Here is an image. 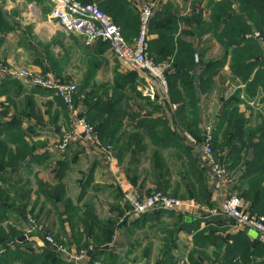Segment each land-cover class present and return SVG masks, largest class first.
Instances as JSON below:
<instances>
[{
    "label": "crops",
    "instance_id": "0c3cea01",
    "mask_svg": "<svg viewBox=\"0 0 264 264\" xmlns=\"http://www.w3.org/2000/svg\"><path fill=\"white\" fill-rule=\"evenodd\" d=\"M55 1L0 0V60L9 65L30 68L36 74L54 76L62 82L75 81L80 84L87 81L97 83L108 81L113 75V70L117 69L116 64L119 61L110 45L99 40L87 44L83 36L67 34L52 16ZM103 1L94 0V3L98 5ZM231 1L159 0L158 7L159 9L162 7L159 18L164 17L167 12L163 7L173 4L179 28L175 39L181 38L188 44L186 48L190 49L186 51L187 55L191 56L194 52L195 55L199 54L200 63L197 65L201 66V62L205 65L209 63L214 65L224 59L226 49L217 34L228 20L225 22L224 17L218 14H223L226 5L227 9L231 7ZM114 2L122 16L133 18L137 14L140 15L142 5L139 0ZM232 8L238 9V3H234ZM216 19L220 20L218 29L214 26ZM136 38H132L129 43L134 45ZM155 39H159V33L149 32V49L151 41ZM149 57L153 59L150 51ZM172 59L162 61V64L168 66L166 70L171 66ZM262 60L264 61V53ZM205 65L202 64L203 67ZM238 90L242 99L239 110L250 120V126L256 129L264 122L263 90L259 88L254 94L248 93L246 84L232 76L230 55H227L225 65L210 82L207 90L205 92L197 90L194 105L191 106L190 98L183 101V106L188 110V117L197 115L198 125L193 129L200 132L202 139L208 133L213 139V131L221 113L229 106L232 95ZM52 93L22 80L0 76V124L8 127L15 118L14 121L21 123L17 128L34 132L26 138V142L34 148L33 155L18 168L0 171V189L3 191L1 199L7 201L4 205L7 219L1 224V228L5 229L6 234L12 235L13 231H23L30 241L39 244L43 234L36 230L30 233L32 225L29 220L39 217L40 221L37 223L44 228L43 232L48 231L49 235L60 243L63 251L58 250L64 260L72 264L74 263L69 256L77 255L78 250L86 253L82 264H141L144 260L146 264H180L182 260H185L186 264H193L196 260H200L201 264H213L216 260L213 246L205 250L206 257L196 253L198 251L194 246L196 231L191 230L190 224L193 218L206 219V216L199 214L200 210L195 201H185L184 207L179 211L153 210L143 217L133 215L131 208L126 210L128 205L125 193L134 192L142 195L151 193L152 188L156 186L152 171V176L140 172L141 178L137 186H134L126 172V165L119 163L112 150L110 152L104 148L105 150L94 153V156L86 150L76 158V155H72L70 147L76 141L83 146L90 144L87 142L84 144L75 136L74 122L68 126L66 132L65 126L61 127L60 132L62 137L66 134V138L70 139L69 151L65 154V149H59L61 142L54 137L56 115L59 112L56 110ZM159 102L162 105L154 118L167 120L170 129L177 132L176 127L179 129L180 125L176 118V110L180 103H173L169 96L162 95L159 96ZM80 106L81 103L79 108ZM71 131L72 133L67 135ZM157 140L159 146L150 144L141 160L146 164H152L155 162L153 155L159 151V157L164 162L180 164L181 152L177 153L175 148L161 149L159 147L165 146L166 141L162 138ZM183 143L185 144L184 141ZM127 161L129 159L124 162ZM97 165L98 168L106 166L108 182L114 184L113 190L103 186L106 181L101 174L97 171L92 172ZM206 178L213 202L218 204L220 197L216 198V181L209 173H206ZM91 179L94 182L92 186L87 187V180ZM232 186L233 181L229 179L227 189ZM91 194L94 197L98 196L101 202L96 198L94 203L87 202ZM104 199L109 204L107 209H112L109 213V210L105 211V216L101 209ZM69 201L82 209L80 216L91 207L100 220L116 218L123 222L118 224L119 229L115 231L114 241L106 245L93 243L84 250L78 249L77 244L68 246V241L74 242L73 235H82V241L95 242L93 237L85 235L82 226L75 231L71 228L67 211ZM137 220L142 223L140 229L133 227ZM206 223L202 222L199 230L210 226H206ZM252 234V239L258 238L264 243V239L256 231ZM256 263H260V260L257 259Z\"/></svg>",
    "mask_w": 264,
    "mask_h": 264
},
{
    "label": "trees",
    "instance_id": "16d2710c",
    "mask_svg": "<svg viewBox=\"0 0 264 264\" xmlns=\"http://www.w3.org/2000/svg\"><path fill=\"white\" fill-rule=\"evenodd\" d=\"M78 1L84 4L94 2V0ZM139 1L141 5H145L152 0ZM234 3H238V9L232 8ZM98 6L111 16L115 24L121 28L128 43L132 38L139 36V14L133 18L122 16L117 10L114 0H104L99 2ZM230 6L227 9L226 5L223 14H218V16L224 17L225 22L228 20L217 34L218 39L226 49L224 59L219 60L214 65L210 63L205 65L203 62H201V66L197 65L195 52L191 56L187 55L186 51L190 49L186 48L188 44L181 38L175 39L179 28L174 16L173 4H167L166 8L163 7L167 12L161 18L159 16L162 7L160 9L158 7L151 20L150 32L159 33V39L151 41L150 56L155 59L157 64L165 60L170 61L173 58L171 66L165 73L169 83V97L173 103H180L176 110L177 121L181 128L185 127V130H192V127H196L198 117L197 115H192V119L188 117V110L186 106H183V101L185 98H190L191 106L194 105L197 90L199 92L207 90L210 82L225 65L227 55H230L232 76L246 84V91L254 94L261 88L264 92V61L262 60L264 42L260 43V40L253 35V31L259 32L264 41V0H232ZM219 24L220 20L216 19L214 25L216 29H218ZM202 64L205 66L203 67ZM128 83L130 84L128 88L121 89ZM83 84H85L84 95L75 96V106L81 103L89 109L86 115L88 122L91 124L98 122L100 137L104 136L106 141L104 144L112 149L120 164H124L125 159L129 156L126 172L134 186H137L141 178L138 169L143 164L141 157L150 147L149 142L150 144H157V139L162 138L165 139L166 145L159 148H175L177 153L181 152L180 166L182 165V170L178 174L187 181L184 185L185 191L190 193V197L199 200L196 190V186L199 185L202 198H205L206 202L209 201L211 192L204 171L200 167L199 153L193 148L186 147L182 137L170 129L166 120L153 117L142 118L136 113L131 100L142 99V97L131 79L119 75L118 84L113 88L110 101L98 98L95 91V88L98 87L97 83L93 84L89 92L85 91L89 82H83ZM78 91L77 85V94ZM160 95L157 94L156 99L158 101ZM59 99L67 107L63 100ZM92 99H96V101L92 102ZM241 103L240 90H238L230 100L229 106L221 113L216 129L213 131V152L218 162L223 165L229 164L230 171L240 172L236 190L245 203H248L249 211L252 214L264 215V122L256 129L251 127L250 120L239 110ZM151 105L154 107V112L159 111L157 104ZM104 108L109 109L107 114H105ZM127 119L131 122H127ZM14 120L15 118L8 127L0 124V171L18 168L29 156L33 155L34 148L26 142V138L34 132L17 128L21 123ZM193 132L196 133L194 135L201 144L203 139L200 132L198 130ZM220 140H222L221 143H219ZM251 149H254L253 159L248 158ZM68 151L69 146L65 148V154ZM153 157L155 162L150 166L151 169H144L142 173L149 175L152 171L157 187L160 186L168 190L171 187L170 179L173 177L174 170L165 168L164 163L166 162L159 157V151H156ZM177 185L178 190L180 184ZM2 193L3 191L0 189V237H2L0 264H72L64 260L61 252L52 244L43 241L45 242L44 247L35 248L32 247L29 238L24 241L18 240L24 235L23 231H13L12 235L6 234L5 229L1 228V224L7 219L4 214V205L7 204V201L1 199L3 198ZM176 194L181 195L178 192ZM177 195L173 196L178 197ZM195 202L197 205L199 204L197 201ZM208 206L215 208L216 203L208 202ZM67 211L73 231L82 226L85 235L95 239V242L82 241V235H73L74 242L68 241V246L77 244L78 249H81L80 247L91 243L106 245L113 241L114 233L117 230L115 220L112 223V221L107 222L98 219L91 207H88L80 216L82 209L74 206L71 201L67 203ZM144 215L139 216L143 217ZM36 219L38 222L40 221L39 217ZM193 219L190 226L191 230L196 231L194 233V246L198 249L196 253L206 257L205 250L213 246L216 256L213 264H257V259L260 260L258 264H264V243L260 242L258 238L252 239L250 228L246 227L245 230L235 233H228V229L220 232L218 228H223V226L217 224V218L212 217L209 220L210 226L199 230L204 220L201 218ZM133 227L140 229L142 227L141 221L135 223ZM45 234L50 233L45 231ZM43 238L41 236L40 239ZM55 243L60 245L56 241ZM201 263L200 260L193 261V264Z\"/></svg>",
    "mask_w": 264,
    "mask_h": 264
},
{
    "label": "built area",
    "instance_id": "2783aa9c",
    "mask_svg": "<svg viewBox=\"0 0 264 264\" xmlns=\"http://www.w3.org/2000/svg\"><path fill=\"white\" fill-rule=\"evenodd\" d=\"M55 2L52 16L61 24L67 34L83 36L87 44H92L98 40L108 43L121 62L142 75L148 84L142 90L146 97L156 99L158 93L164 97L169 96L165 74L168 66L162 63L157 64L149 57L150 23L158 8L159 0H152L141 6L140 32L134 45L127 42L121 28L96 3L84 4L78 0H56ZM254 36L264 42L260 33L255 32ZM0 76L22 80L33 86L56 93L70 109L74 110L77 93V84L74 82H62L54 76L36 74L27 68L9 65L1 60ZM179 129L182 130L181 133L186 139L187 146L193 148L205 160L219 191L225 193L222 194L218 207L211 214L232 219L238 224L256 231L264 239V215L252 214L241 197L226 193V186L229 183L228 169L216 160L210 144L212 139L210 133L200 144L194 137L183 131V128L179 127ZM74 132L79 139L101 146L95 137L94 127L85 118L74 119ZM69 140L66 138L59 149L64 150L68 146ZM125 199L131 207V213L136 216L153 210L179 211L186 203L184 200L166 194L162 190H153L145 195L134 192L125 193ZM29 220L32 225L30 233L33 230L42 233L43 241L63 251L62 247L55 243L53 236L43 232L44 228L37 223L36 219L30 218ZM85 254V251H81L77 255H70L69 257L74 264H82L81 261ZM180 264H186V261L182 260Z\"/></svg>",
    "mask_w": 264,
    "mask_h": 264
},
{
    "label": "rangeland",
    "instance_id": "374dc122",
    "mask_svg": "<svg viewBox=\"0 0 264 264\" xmlns=\"http://www.w3.org/2000/svg\"><path fill=\"white\" fill-rule=\"evenodd\" d=\"M119 60V59H118ZM151 60H153L154 62H155V59H151ZM156 63V62H155ZM116 68L117 69H114L113 70V75H112V77L108 80V81H102V82H100V83H97V82H91V81H87V82H89V85H88V87H86V89H85V91H90L91 89H92V87H93V84L94 83H97L98 84V87H96L95 88V91H96V94H97V96H98V98L100 99H102V100H108V101H110V97H111V95H112V93H113V88L114 87H116L117 86V84H118V78H119V75H121V76H123V78H124V76L126 77V78H129V79H131L133 82H134V85H136V88H137V90L139 91V93L141 94V97H142V99L141 98H139V99H132L131 100V104H132V106L134 107V109H135V111H136V113L137 114H139L140 115V117H142V118H154L157 114H158V112H154L155 110H154V107L151 105V104H157V106H158V108H159V110H160V107H161V103L158 101V99H151V98H148V97H146L145 95H144V93H143V89L148 85L147 83H146V81L140 76V75H138V74H136L135 72V70L134 69H132L130 66H128V65H126V64H124L123 62H121L120 60L117 62V64H116ZM19 67V66H18ZM22 68H24V67H22ZM27 69H29L30 70V68H27ZM31 71V70H30ZM166 74V73H165ZM67 81H69V80H67ZM167 81V80H166ZM69 82H72V81H69ZM73 82H75V81H73ZM77 85H78V87H79V91H78V94L77 95H75V96H79V95H84V85L85 84H83V82L82 83H77V82H75ZM168 83V82H167ZM169 84V83H168ZM100 85H101V87H100ZM130 84L128 83L125 87H122L121 89H126V88H128V86H129ZM168 93H169V85H168ZM158 94H161V93H158ZM52 95H53V97L55 98L54 99V101L56 102V110H57V112H59L57 115H56V120H57V126H56V129H55V131H54V137L56 138V139H58V140H60V142L62 143L65 139H66V134H65V136H61L60 135V132H62V128L61 127H63L64 128V126H65V128H64V130H65V132L67 131V128H68V126L69 125H71V123H73L74 122V119L75 118H78V117H83V118H85L86 120H87V118H86V115H87V112H88V108L86 107H84L83 105L82 106H80V108H79V105L78 106H75V102H74V110L73 109H70L66 104V106L67 107H65L62 103H61V101H60V99H59V96L56 94V93H52ZM234 95L235 94H233L232 96L234 97ZM163 96V95H162ZM81 98V97H80ZM94 101H96V99H92V102H94ZM149 101H150V103H149ZM104 110V112H105V114H107V112H108V108H104L103 109ZM190 119H192V117H190ZM88 121V120H87ZM167 121V120H166ZM127 122H131V120H128L127 119ZM60 123V124H59ZM91 124V123H90ZM97 124H98V122L96 123V124H94V123H92L91 125L94 127V129H95V137L97 138V140L100 142V144H101V146H98L96 143H92V142H90V141H83V140H81V139H79L76 135V137L79 139V140H81L83 143L84 142H87L88 144H90V145H86L85 143V145L83 146V144L82 143H80L79 141H76L70 148H71V152H72V155H76V158L78 157V155L79 154H83L84 152H86V150H88L89 152H91V154L94 156V153H96V152H99V151H103V149L104 148H106V151H110V150H112L110 147H105V145L106 144H104L106 141H105V138H104V136L103 137H100V134H99V130H98V127H97ZM177 128V132L176 131H174V132H176V134H178L179 135V137H180V135H181V137H182V140L185 142V145H186V147H189V145L187 146V143H186V139H185V137H184V135H182V130H180V129H178V127H176ZM72 130H73V127H72ZM183 131H185L186 133H188L189 135H191L192 137H194L197 141H198V143L200 142V140H198V138L196 137V135H194V134H196V133H194L193 131H195L194 129H193V127H192V130H185V127H183ZM72 133V131L71 132H69L67 135H69V134H71ZM205 133V132H204ZM205 137H206V135H204V140H205ZM101 138V139H100ZM103 138V139H102ZM203 140V141H204ZM212 140L213 139H211V146H212V149L214 150V148H213V145H212ZM202 141V142H203ZM222 142V140H220L219 141V143H221ZM149 145H150V142H149ZM93 148H96V149H93ZM109 148V149H108ZM105 150V149H104ZM60 151V150H59ZM195 151V150H194ZM224 151V150H223ZM227 151V150H226ZM111 152V151H110ZM88 153V152H87ZM104 153V152H103ZM89 154V153H88ZM105 155H109V153H105ZM200 155V154H199ZM89 156V155H88ZM215 156V155H214ZM142 158V157H141ZM199 158H200V167L202 168V171H204V176H205V179H206V181H207V178H206V173L208 174L209 173V175H211L212 176V173H211V171H210V169H209V167H208V165L206 164V162H205V160L201 157V155L199 156ZM216 158V157H215ZM129 159V156L127 157V159H125V161L126 160H128ZM204 160V161H203ZM90 161V160H89ZM88 161V162H89ZM143 162V161H142ZM129 163V161H127V162H124V164L127 166V164ZM86 164H89V163H86ZM149 164V165H148ZM148 164H146V163H144L143 162V164H142V166L138 169V171L139 172H142L144 169H149V166H151L152 164H150V163H148ZM225 164V163H224ZM73 165V164H72ZM226 166H227V168L229 167V164H225ZM164 166H165V168H167V169H170L171 171L172 170H174L173 172H174V174H173V177L170 179V184H171V187L168 189V190H165L163 187H157V185L155 186V187H153L152 189L153 190H162L163 192H165L166 194H169V195H171V196H173V195H177L176 193L178 192L179 194H181V195H177L179 198H183L182 200H184V201H197V203H199L198 204V207H199V214H201V216H206V219L205 218H203V220L204 221H206L207 223V225L206 226H208L210 223H209V220L212 218V217H215V218H217V224H220L221 226H223V228L222 227H219L218 228V230H220V232L222 231V230H226V229H228V233H235V232H238V231H242V230H245V226H243V225H240V224H238L237 222H235L234 220H232V219H228V218H226V217H224V216H221V215H218V214H216V215H214V214H211V212L213 211V210H215L217 207H218V205H219V203H220V201H219V203L218 204H216V206H215V208H210L209 206H208V202H212L213 201V199H212V193H211V196H210V199H209V201L208 202H206V200H205V198H202V196H201V193H200V190H201V188H200V186L199 185H197L196 186V190H197V197H199V200H197L195 197H190V193H188L187 192V190L185 191V188H184V185H185V182H187V181H185V179H183L178 173L182 170V165L180 166V164L179 163H174V162H170V163H164ZM99 166L97 165L96 166V169H92V172L94 173L95 171H97L99 174H101L104 178H103V180L104 181H106L104 184H103V186H106V187H109L110 189L109 190H113V188H114V184H112L111 182H108V179H109V176H108V171H107V169H106V166H101V168H98ZM172 167V168H171ZM67 169V168H66ZM178 169V172H176V170ZM73 170V169H72ZM144 172V171H143ZM228 173H229V176H228V178L229 179H232V181H233V186L232 187H230V189H227V186H226V189H227V191H226V193H228L229 195L230 194H234V195H236V196H239L240 197V195H239V193L237 192V190H236V184H237V178L239 177V175H240V172L239 171H237V172H233L232 170L230 171L229 170V168H228ZM235 173H237L236 175H235ZM147 176H152V174H149V175H147ZM212 178H214L213 176H212ZM110 180H112L111 178H110ZM94 182V180H92L91 179V181H89V180H87V187H90V186H92V183ZM153 182H154V179H153ZM111 183V184H110ZM155 183V182H154ZM208 183V182H207ZM177 184H180V188L177 190ZM229 184V183H228ZM227 184V185H228ZM209 185V184H208ZM210 188V187H209ZM177 190V191H176ZM151 191V190H150ZM219 191V189L217 188V192H216V198H217V196L218 197H220V200H221V196H222V194L224 193V191L223 192H218ZM176 192V193H175ZM225 194V193H224ZM227 194V195H228ZM199 195V196H198ZM97 199V200H99V197L98 196H95L94 197V195L93 194H91V197H88V201L87 202H92V203H94V199ZM242 198V197H241ZM217 200V199H216ZM244 200V199H243ZM98 202H101V200H99ZM107 201L104 199L103 200V202H102V207H101V209H102V212H103V216H105V211H108V213L109 212H111L112 211V209L110 208V209H107V204L108 203H106ZM127 205L128 206H126V210H128L129 208H131L130 207V205H129V203H128V201H127ZM75 206V205H74ZM77 206V205H76ZM108 206H109V204H108ZM207 208V209H206ZM247 209L249 210V205H247ZM94 210V209H93ZM130 211V210H129ZM152 212V211H151ZM150 213V212H149ZM119 214H120V212H119ZM116 221V227H117V230L119 229V227L117 226L118 224H120V223H123V222H121L119 219H103L102 221H107V222H111L112 221V223H114L115 221ZM117 232V231H116ZM116 232L114 233V237H113V241H114V238H115V234H116ZM219 232V233H220ZM224 233H226V232H224ZM251 234L252 233H254V230H252L251 229V232H250ZM253 235V234H252ZM0 242H2V241H0ZM31 242V245H32V247H35V248H37V247H39V248H42V247H44V245H45V242H43V239L41 240V242L38 244V243H36V242H33V241H30ZM2 244V243H1ZM1 244H0V248H1ZM90 245H93V244H89V245H86V246H90ZM86 246H82V247H80V248H83V250L84 249H86L85 247ZM78 252H80V250H78Z\"/></svg>",
    "mask_w": 264,
    "mask_h": 264
},
{
    "label": "water",
    "instance_id": "95a60500",
    "mask_svg": "<svg viewBox=\"0 0 264 264\" xmlns=\"http://www.w3.org/2000/svg\"><path fill=\"white\" fill-rule=\"evenodd\" d=\"M260 43H261V42H260ZM196 62H197V64L200 63V56H199V54H196ZM248 158H249V159H253V158H254V149H251V150L249 151ZM244 169H246V167H244ZM26 238H27L26 235H23V236L20 237L18 240H19V241H24ZM141 264H146V261L144 260Z\"/></svg>",
    "mask_w": 264,
    "mask_h": 264
}]
</instances>
